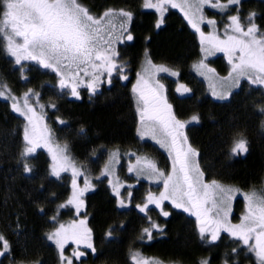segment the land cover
Returning a JSON list of instances; mask_svg holds the SVG:
<instances>
[{
  "label": "trees",
  "instance_id": "trees-1",
  "mask_svg": "<svg viewBox=\"0 0 264 264\" xmlns=\"http://www.w3.org/2000/svg\"><path fill=\"white\" fill-rule=\"evenodd\" d=\"M143 1L79 0L93 16H103L106 11L112 10L114 21L120 25L125 21V17L119 15L121 10L132 14V24L126 26L127 32L133 36L132 44L116 51L117 64L123 67V72H113L111 83H108L107 77L101 79L95 94L84 85L77 88L79 99L69 93L70 89L61 92L57 73L37 65L28 66L25 69L27 72L20 75V70L11 66V62L3 60L6 55L0 49V91H4L9 98H0V234L10 247L8 255L11 261L7 264L61 263L60 250L47 237L60 224L79 223L80 220H85L86 226L91 229V243L96 251L69 243L63 255L71 258L72 264H135L132 259L134 253L147 259H180L171 252L160 251V247L176 243L179 250H189L203 240L213 247L208 254L213 264L223 259L227 264H256V257L250 256L252 259H245L246 262L235 257L233 249L246 252L248 248L226 232L219 234L220 243L216 245L210 242L208 233L202 239L195 216L192 218L182 209L174 208L170 202L164 201L162 205L163 210L170 213L167 217L161 215V210L154 205H149L146 213L139 211L137 205L146 203L150 192L158 193L161 183L150 191L147 181L137 180L123 164L118 168L120 174L117 179L114 178L121 188L119 196L112 192L110 185L104 184L105 176L101 174V179L97 180L99 177L96 175L104 174L111 156L117 157L120 163L129 162L132 158L154 157L161 162L160 166L171 171V164L162 151L139 138L137 133L141 121L136 105L137 94L132 91L131 85L141 74L142 59L148 58L152 65L164 64L175 71L176 82L190 89L182 96L175 92V85L164 86L161 90L179 120H186L192 114L199 117L194 126H185L183 132L199 153L197 160L205 182L216 180L221 185L239 189L241 196H233L229 202L237 212L246 208L244 194L252 190L264 192V113L261 112L264 109V89L256 86L247 90L242 86L228 100L220 102L205 96L202 82L192 70L193 61L201 48L197 34L185 17L172 7L163 14V23L157 28L158 13H142ZM237 10L243 20L249 13H256L255 23L264 31V0H241L240 5L228 8L223 17L207 9L204 14L206 17L218 16V22L224 24L226 16L234 15ZM181 41L183 46L178 45ZM124 75L128 77L126 80L122 78ZM161 75L157 73L153 77L151 87L160 85L157 79ZM28 88L33 99L44 108L45 124L51 132L50 140L66 146L69 159L77 165V169H86L79 171L81 176L80 182L76 183L77 188H81L83 176L90 178L91 186L84 198L81 197L84 202L78 213L75 206L67 204L73 192L71 177L65 173L59 177L52 174V161L45 149H36L31 156L21 157L25 147L23 136L26 124L13 109L14 100L10 97L15 95V99L19 100L29 91ZM61 120L65 122L60 123ZM241 137L248 141V152L233 155L231 147ZM25 163L29 164L31 172L24 171ZM120 200L124 201V206L120 205ZM237 216L233 217V224L239 223ZM151 222L158 224L162 231L152 229V238L149 239L143 229L149 228ZM224 244L228 247L224 251L229 254L223 252ZM74 251L84 252L85 255L76 259ZM201 260L203 257L199 259L194 253L188 263L199 264Z\"/></svg>",
  "mask_w": 264,
  "mask_h": 264
},
{
  "label": "snow or ice",
  "instance_id": "snow-or-ice-1",
  "mask_svg": "<svg viewBox=\"0 0 264 264\" xmlns=\"http://www.w3.org/2000/svg\"><path fill=\"white\" fill-rule=\"evenodd\" d=\"M240 4L241 0H226V3H221L220 0L216 2L213 0H182L181 3H177L176 0H155V2L144 0L145 8L155 9L160 13L157 28L163 23V14L167 10L166 5L183 11L185 18L200 33L202 45L207 42L228 54L229 63L232 65L229 79L233 80L235 86H239L242 78L252 85L264 86V31H261L255 23L256 13L248 14L247 24L242 23L238 10L237 14L230 15L231 23L227 26L225 39H220L214 34L206 36L201 31L197 20L194 19L197 13H201L198 18L199 22L204 21L202 15L204 5L225 11L230 6ZM112 15V10H108L102 17H94L86 7L79 3V0H0V49L15 57L16 64H20L22 60H33L43 68L56 72L61 77V89L68 88L69 81H71V95L74 97L79 98L77 88L80 84H84L95 94L101 82V76L106 73L108 83H111L113 72H123V67L115 60L118 53L112 47L114 41L111 32H108L107 38L104 35L106 26L112 24L110 19ZM119 15L126 18V23L131 22L130 12L121 10ZM207 23L215 25L214 20H207ZM121 28L127 34L117 36L115 40H133L131 33L127 32L125 23L121 24ZM147 64L159 72L170 71L164 66L152 65L151 60H148ZM197 67L203 68L205 65L201 62ZM81 73L90 78L86 84L83 79H78ZM171 74L176 75L175 72ZM122 78L126 80L128 77L124 75ZM158 88L162 89L163 85H158ZM181 89L184 92L190 91L183 85L177 91ZM132 91L138 93L137 111L142 125L140 135L150 133L153 138H156L157 131H159L162 138L158 139L157 143L166 148L172 158L171 171L167 174L147 158L137 161V164L143 161L140 171H146L150 177L162 181L164 188L158 196L150 192L146 203L142 206L137 205L140 211L146 213L149 205H154L155 208L161 210V215L167 217L170 213L164 211L162 205L164 201H169L174 208L182 209L196 217L202 239L205 238V233L210 232L211 241L215 242L221 231L227 232L255 254L256 264H264V192L252 190L244 194L245 212L240 218V223H231L228 219L231 211L229 202L234 198L233 194L239 192V189L221 185L216 180L210 183L205 182L204 173L197 160L199 153L189 143L188 137L183 132L186 124L198 122L199 117L193 115L189 121L177 119L172 112V106L156 88L151 87L143 76L137 80ZM30 94H32L31 90L24 96V108L27 111H22L18 103H13V109L20 112L28 121V125L24 128L25 147L21 157L31 156L37 147L41 146L42 141L44 145H48L51 138V132L47 126L41 127L40 125L43 116H37L35 109L27 103ZM213 94L217 95L215 92ZM4 96V91H0V97ZM10 98L15 101V97ZM218 98L227 99V94H220ZM141 103L142 107H140ZM261 112L264 113V109H261ZM146 121L152 123L149 125ZM60 123L64 121L61 120ZM49 151L52 152L53 175L59 177L61 171L72 168L73 192L67 204L75 206L78 213L83 205L80 197L90 185L86 182L84 189L77 188L75 176L79 175V172L70 159L64 155L66 146L60 148L57 145L56 151L49 147ZM247 152L248 141L245 138L241 137L234 141L231 147L233 155ZM132 170L133 168L129 169V171ZM24 171H32L28 163L24 164ZM114 191L117 196L120 195L118 188ZM119 203L124 206L123 200ZM149 220H151L150 217ZM152 229L162 231L158 224L151 222L149 228L143 229L149 239L152 238ZM47 238L53 241L60 250L61 264H72V259L63 255L65 244L69 240L77 244L84 243L87 248L93 252L96 251L91 243V229L86 227L85 220H80L79 223L73 221L67 226L60 224L59 228ZM0 246L3 248L0 255L10 250L8 241L2 234H0ZM233 251L236 250L233 249ZM84 255V252H73L76 259ZM132 259L135 264H159V261L149 260L139 253H134ZM201 264H208V261H201Z\"/></svg>",
  "mask_w": 264,
  "mask_h": 264
},
{
  "label": "rangeland",
  "instance_id": "rangeland-1",
  "mask_svg": "<svg viewBox=\"0 0 264 264\" xmlns=\"http://www.w3.org/2000/svg\"><path fill=\"white\" fill-rule=\"evenodd\" d=\"M153 2H155V0H153ZM176 2L177 3H181L182 0H176ZM213 2H216V0H213ZM220 2L221 3H226V1H223V2L220 1ZM169 7H171V5H166V8L167 9H169ZM230 7H232V6H230ZM143 9L148 10V11H152V10L153 11H156L155 9H149V8H145V7H143ZM174 9L178 10L185 17L184 12L181 11L179 8H174ZM206 9L209 10L210 12H213L214 14L218 15L219 17L225 16V13L227 12V10L221 11L218 8H213V7L209 6V5H204L203 8H202V15L204 16V21L203 22H199V19L198 18H199V15L201 13H197L196 16L194 17V19L197 20L201 31H203L206 36H208L210 34H214V35L218 36L220 39H225L226 38L225 32H226L227 26H228V24L231 23V21L229 19V16H226V18H225L226 20L224 21L225 23L222 24V23L218 22L219 21L218 20V16L217 17H213V16L206 17L205 14H204V10H206ZM165 12H164V14H165ZM158 14H159V17L156 19V21H158L160 19V13L158 12ZM235 14H237V12ZM94 17L100 18L102 16L98 17V16L94 15ZM110 19H111L112 23H114L115 25L113 26L114 27L113 29H112V27H110L111 25H107L108 28H109L108 31H110L111 33H113V30L114 31L116 30L117 33L119 32V36L122 35V34H124L122 32L120 33V30L117 29V28H120L121 25L118 22H115L114 21L115 20L114 17H111ZM185 19L189 23L188 19L187 18H185ZM207 20H214L215 21V25L208 24L207 23ZM241 21H242V23L247 24V18L246 17H245L244 20L241 18ZM217 22H218V24H216ZM161 25H162V23L160 24V26ZM189 25L192 27V25L190 23H189ZM192 29L197 34L196 38H197V40H199V43L198 44L201 47L200 48V54L193 61L192 70L197 74L196 78L197 79H200V81L202 82L201 83V89L203 90V94L205 96H210L214 101H218V102H220V101H226V100H228L230 98V96L234 92L239 91V89L242 86H244L245 89H247V90H250V89L255 88L257 86V85L250 84L246 79H243V78L240 80L239 86H235L233 80L232 79H229V73L231 72L232 65L229 63L228 54L226 52H224V51L218 50L217 48L213 47L211 44H209L207 42L202 45L201 42H200V33L197 32L193 27H192ZM228 31L230 32V30H228ZM120 42H122V41H118V43H120ZM183 43L184 42L181 41V42L178 43V45L183 46ZM5 47H6V45H5ZM6 55H7L8 58L15 59V57L10 56L9 54H7V52H6ZM147 61H148V58H145V60H143L144 63L141 65V68H140L141 69V74L138 75V76H136V80L134 82H132V85H131L132 86V89L137 84V80L140 78V76H143L144 79L147 80L150 85H153V82H154L153 77L157 73H158V75H160L162 73V75L160 77H158V79H157L158 80V83L160 85H163V87L165 86V88L166 87H171L172 85L173 86L175 85V87H174L175 88V92L178 95H181V96L182 95H186L185 92L183 91V89H181L180 91H177V89L180 88V86L183 83H181V82H178L177 83L176 82L177 81L175 79L176 78V75H172L171 74L173 72L172 70H170L169 72H159V71H156V69L152 68L150 65L147 64ZM201 62H203V64L205 65V67L198 68L197 65H199ZM20 64L21 65H24V64H26V62H21ZM15 65H19V64H16L15 63ZM36 65H39V64L36 62ZM159 66H164L165 67L164 64L159 65ZM26 68L27 67H25L24 70ZM47 70L50 71V69H47ZM209 70H212V71H209ZM22 73L23 72L20 70L19 74L22 75ZM106 77H107V74L105 73L103 76H101V79L106 78ZM58 78H59L58 83L60 84L61 77L58 75ZM78 79H83V81L86 84L90 78L83 76V73H82V74H80V78H78ZM81 85H84V84H80V86ZM154 88H156L158 90L159 94L162 97H164V94L162 93L163 91L160 88H158V86L154 85ZM260 88L264 89V86H260ZM68 89H70L69 93L71 94V81H69V87L66 88V90L68 91ZM88 91L90 93H92L89 89H88ZM214 92L217 95H214L213 94ZM136 94H137V98H136V100H137L138 99V93H136ZM220 94H227V99H219L218 96ZM24 96H25V94H23L20 97L19 100L13 101V103L14 102L18 103L19 102L18 103V106H20L21 110L22 111H27L24 108V104H25ZM69 97H71V96H69ZM200 97H202L203 99H206V98H204L203 95H200ZM0 98H7V99H9L7 97V95H6V93H5V96L4 97H0ZM27 103L35 109V112H36L37 116H43V120L40 122V125H41V127L45 126L46 125L45 124L46 123V120L44 118L45 111H44L43 106L39 102H37L36 99L34 100L33 97L31 96V94L28 97ZM136 105H137V102H136ZM142 106H143V104L141 103L140 107H142ZM137 108H138V105H137ZM15 112L18 113V114H20V112H17V111H15ZM138 114H139V112H138ZM29 115H31V113H29ZM193 115H195V114H192L191 116H193ZM21 116L24 118L25 124L28 125V121L25 118V116H23V115H21ZM139 119H140V115H139ZM190 119H191V117L189 115V118L186 119V120H183V121H189ZM146 123L150 125V123H148L147 121H146ZM194 124H195V122H191V123L186 124V126L187 127H191V126H194ZM141 130H142V125H140V129L137 130L138 137L141 138V139L147 140L153 146L158 147L157 149H159L160 151H162V153L167 158V162L170 163L171 166H172V160H171V156L169 155V151L166 148L161 147L160 144L157 143V140L162 138L161 133L159 131H157L156 138H153V136L150 133H146L144 136H141L140 135V131ZM184 130H186V127L184 128ZM56 146H57V144H55L54 142H52V140H50V143L48 145H44V143L42 141L41 142V146L37 147V149H45V151L50 156V159L52 161V165H53L52 152L49 151V147H52V150L53 151H56ZM60 148H65V146L62 145ZM64 155H66L69 158L68 152L65 151L64 152ZM144 158H147L148 160L153 161L156 164L157 168L160 169L161 171H164L165 174L169 173L166 167H162V166L159 165L161 162H159L158 159H156L154 157H149V156L148 157L147 156H144ZM138 160H139V158H137V159L136 158L135 159L132 158L131 160H129V162L127 161V162L120 163L119 160L117 159V157L111 156V157L108 158V161L106 163L107 171H106V168H105L104 174L102 172L101 173H98L96 175V176L99 177V178H97V180L99 181V179H101L100 175L102 174L103 176L106 177V179H104V184L110 185L113 193H115L114 189H117V188L119 189V192H120L121 188L119 186H117L118 183L115 180L117 179L116 177L120 174L118 168L120 167L121 164H123L125 166L126 171L129 172V173H131V174H133L137 180L145 181V182L147 181L148 190L153 191L152 190L153 189L152 187H157V184L158 183H161V184L158 185L160 187L158 193H156V194L153 193L154 195L158 196L159 193L164 190V188H163V182L162 181H157L154 177H150L147 174L146 171L145 172H141L140 169H141V167H143V161H141L140 164H137V161ZM130 168H133V170L132 171H129ZM117 169H118V171H117ZM77 170H78V172L79 171H86V169H83V168L77 169ZM63 173L68 174L71 177V179L73 180V172H72V168L71 167H69L67 171H61L60 172V175L63 174ZM80 176H81V173L80 172H79V175H76L75 176V180L77 181L76 182L77 184H78V182H80V179H79ZM114 178H115V180H114ZM89 179L90 178L87 179L86 176H83L82 181H81V183L82 182L83 183H82V186H81L80 189H84L85 188V183L86 182L88 183V185L91 186V182H90ZM88 190L89 189H87L86 191H84L83 192V195L81 197H83L84 194L86 192H88ZM238 195H240V192L233 194L234 197H236ZM81 197H80V199H81ZM120 198H122V197L120 196ZM167 202H169V201H167ZM245 204H246V202H245ZM229 206H230V209H231L230 214H229V217H228V219L230 220V222L232 223L233 217L236 216V215H239L237 217H239V220H240V218L244 214L245 210L243 209L242 211L237 212L234 209L235 207L233 208V205L232 204L229 203ZM183 212H185V211H183ZM185 213L188 214V215H190L188 212H185ZM190 216L192 217V215H190ZM234 221L236 222L235 218H234ZM239 223H240V221H239ZM69 224H71V223H68L65 226H67ZM59 226L57 228H59ZM55 231H56V229H55ZM223 232L224 231H221L220 233H223ZM226 233H224V235H226V236H227V234L229 235V233H227V234ZM16 234L17 233L15 232V235ZM208 234H210V232H208ZM16 236H18V235H16ZM229 237H232V236L229 235ZM220 238H221V236H219V238L214 242L215 245L217 243H220V241H218ZM233 239H235V238H233ZM226 240H227V238H226ZM200 241H202V240H200ZM153 242H155V238H153ZM203 242L206 243V245L203 244ZM203 242L196 243V245L194 247L190 248L189 250H187V249L179 250V248L176 245V243H171V244H169L167 246L165 245L164 247H160V251H163V252H167V251L168 252H171V254L178 255L182 259L181 258L180 259H178V258H176V259L174 258L173 259L172 257H169L167 259H165V258L162 259L161 258V259H158L157 260L156 258H152V259H149V260L159 261V264H190V263H188V261L191 262V257H193V254L196 253V254H198V258L199 259L203 257V260H201V261H205L206 260V261H208V264H213L211 262L210 257L208 256L209 252L212 250L213 247L212 246H209V243L207 244V242L205 240H203ZM210 242H212V241H210ZM69 243L70 244H73L74 247H77V245H78L75 241L69 240L65 244V247ZM79 245L80 246H83V247H86L84 243H80ZM149 245H151V244H149ZM225 248H228V247L225 246V244H224L223 245V248H222L223 249V252L229 254V252H225L224 251ZM151 250L154 252L156 249H151ZM157 250L159 251V249H157ZM0 251H3L2 246H0ZM234 253H235L234 254L235 257H237L241 261L243 260L245 262H246L245 259H252L253 257H255L254 254L252 255V254L249 253V250H246V252H243L242 250L238 249V250L234 251ZM8 254L9 253L6 252L4 255H0V264H7L8 262L11 261L10 255H8ZM151 255H153V254H151ZM250 256L252 258H250ZM73 260H74V258H73ZM201 261L199 262V264H201ZM59 263H60V261H59ZM215 264H226V261L224 259H223V261L222 260L221 261L219 260V262L218 263H215Z\"/></svg>",
  "mask_w": 264,
  "mask_h": 264
},
{
  "label": "flooded vegetation",
  "instance_id": "flooded-vegetation-1",
  "mask_svg": "<svg viewBox=\"0 0 264 264\" xmlns=\"http://www.w3.org/2000/svg\"><path fill=\"white\" fill-rule=\"evenodd\" d=\"M143 7H144V5L142 6V9H141V11H142V13H144V14H148V13H150V12H152V11H148V10H145V9H143ZM154 12H156V13H158L157 11H153V13ZM91 14V13H90ZM159 15V14H158ZM100 16H102V15H100ZM99 16V17H100ZM116 22V21H115ZM124 23H125V26H130L131 24H132V22H130V23H126V18H125V21H124ZM115 24L114 23H112L111 24V26L110 27H112V29L114 28L113 26H114ZM108 26H106V28H105V32H104V35H105V37L107 38V34H108ZM117 29H119L120 30V33H121V31L124 33L123 35H125L126 36V33L124 32V30L121 28V26H120V28H117ZM112 34V37H113V44H112V47L115 49V51H117V49L118 48H120V47H122V48H125L126 46H129V45H131L132 44V41L133 40H131V41H128V40H126V39H124L122 42H120V43H117L116 42V40H115V34H119V32L117 33L116 32V30L114 31L113 30V33H111ZM4 53H5V55H6V51L4 50ZM117 56L115 57V60L117 61ZM5 62H11L14 66H15V68L17 69V70H21L22 72H23V74L22 75H24V73H26L25 72V70H24V68L25 67H27L28 68V66H30L31 67V65H34V66H36V61H33V60H22L21 62H26V64H24V65H21V64H19V65H15V59H12V58H8L7 57V55H6V58H4L3 59ZM11 60V61H10ZM39 68H41V69H45V68H43L42 66H40V65H37ZM21 68V69H20ZM51 71V70H50ZM20 72V71H19ZM18 72V73H19ZM59 90H61V92H66L67 90L66 89H59ZM70 98H72V97H70ZM76 99V98H75ZM79 99V98H78ZM84 195H86V193L84 194ZM84 197V196H83Z\"/></svg>",
  "mask_w": 264,
  "mask_h": 264
},
{
  "label": "bare ground",
  "instance_id": "bare-ground-1",
  "mask_svg": "<svg viewBox=\"0 0 264 264\" xmlns=\"http://www.w3.org/2000/svg\"><path fill=\"white\" fill-rule=\"evenodd\" d=\"M85 4V3H84ZM91 5V4H90ZM87 6V5H86ZM89 8V7H88ZM95 10V9H94ZM96 11V10H95ZM148 45V44H147ZM149 47V46H148ZM148 50V49H147ZM1 51V50H0ZM4 52V51H3ZM5 54V53H4ZM3 54V55H4ZM145 55V54H144ZM149 56V55H148ZM2 59V58H1ZM140 59V58H139ZM11 61V60H10ZM142 61H143V59H142ZM8 62V61H7ZM138 62V61H137ZM140 64H141V62H140ZM139 64V65H140ZM11 66H14V65H11ZM21 69V68H20ZM11 72V71H10ZM17 72V71H16ZM27 72V71H26ZM12 74H13V72H12ZM23 74V73H22ZM14 77V76H13ZM20 79V78H19ZM10 81V80H9ZM30 81V80H29ZM44 81V80H43ZM48 81V80H47ZM8 82V81H7ZM19 82H20V80H19ZM52 82H54V81H52ZM11 83V82H10ZM34 83V82H33ZM1 84V83H0ZM9 84V83H8ZM25 84V83H24ZM55 84V83H54ZM3 85V84H2ZM50 85V84H49ZM30 86V85H29ZM47 86V85H46ZM112 86V85H111ZM8 87V86H7ZM48 87V86H47ZM46 87V88H47ZM23 88V87H22ZM30 88V87H29ZM29 88H28V90H29ZM37 88V87H36ZM55 88V87H54ZM110 89V88H109ZM21 91H22V89H20ZM42 90H44V89H42ZM53 90V89H52ZM58 90V89H57ZM11 91V90H10ZM21 91H19V92H21ZM51 91V90H50ZM26 92H27V90H26ZM34 92V91H33ZM36 93V92H35ZM38 93V92H37ZM40 93V92H39ZM55 94V93H54ZM80 94V93H79ZM83 94V93H82ZM13 95V94H12ZM35 95V94H34ZM15 96V95H14ZM13 96V97H14ZM54 96V95H53ZM82 96V95H81ZM88 96V95H87ZM55 97V96H54ZM17 98V97H16ZM90 98V97H89ZM11 99V98H10ZM20 99V98H19ZM16 100V99H15ZM88 100V99H87ZM10 101V100H9ZM100 101V100H99ZM76 102V101H75ZM8 103V102H7ZM6 103V104H7ZM12 103H13V101H12ZM19 103V102H18ZM10 104V103H9ZM21 104V103H20ZM97 104V103H96ZM56 105V104H55ZM10 106H12V105H10ZM20 107V106H19ZM10 110V109H9ZM11 111V110H10ZM137 120V119H136ZM65 122V121H64ZM53 134V133H52ZM58 145V144H57ZM61 147V146H60ZM52 148V147H51ZM94 154V153H93ZM34 158V157H33ZM95 177V176H94ZM95 193V192H94ZM88 195V194H87ZM92 195V194H91ZM84 202V201H83ZM140 211V210H139ZM63 221H65V220H63ZM118 223V222H117ZM88 228V227H87ZM79 245V244H78Z\"/></svg>",
  "mask_w": 264,
  "mask_h": 264
}]
</instances>
